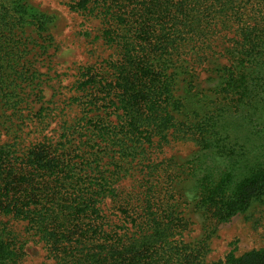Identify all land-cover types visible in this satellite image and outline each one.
Listing matches in <instances>:
<instances>
[{
  "label": "trees",
  "instance_id": "obj_1",
  "mask_svg": "<svg viewBox=\"0 0 264 264\" xmlns=\"http://www.w3.org/2000/svg\"><path fill=\"white\" fill-rule=\"evenodd\" d=\"M11 3L7 12L19 15L3 27L12 35L39 14L24 0ZM72 8L96 11L107 24L103 40L117 59L104 73L86 68L78 88L91 97L92 113L101 111L100 120L115 124L92 117L76 146L97 147L91 178L72 160L74 144L39 145L22 156L5 154L0 145V214L24 221L54 264H208V239H183L186 215L213 224L264 195V0H74ZM221 32L232 34L229 45L219 56L209 54ZM2 45L5 53L19 51ZM16 66L13 61L0 69ZM197 66H203L202 81ZM154 138L199 146L201 158L194 161L200 167L190 168L186 178L177 175V183L192 180L190 196L180 195L181 203L171 192L170 202L156 196L170 164H151L156 179H143L145 187L134 193L143 203L129 200L111 220L101 203L116 197L113 185L127 174L124 165L149 160ZM202 157L215 162L213 171L202 168ZM11 254L9 241L0 237V264H9ZM211 264H264V247L239 255L231 249Z\"/></svg>",
  "mask_w": 264,
  "mask_h": 264
},
{
  "label": "rangeland",
  "instance_id": "obj_2",
  "mask_svg": "<svg viewBox=\"0 0 264 264\" xmlns=\"http://www.w3.org/2000/svg\"><path fill=\"white\" fill-rule=\"evenodd\" d=\"M10 1L0 0V49L4 47L3 43H12L19 51L13 54L0 51V56L4 58L0 64L10 65L16 61L17 65L5 72L0 69V145L5 146V154L15 151V156H22L39 145L54 149L61 144H68L69 148L74 144L73 149H76L78 142L85 140L88 123L94 120L99 124L112 121L100 120L97 114L101 116V111L92 113V106L89 105L91 97L87 96V91L78 88L79 83L86 80L83 76L86 68L92 67L93 74L104 73L107 64L117 59L115 48L103 40L102 31L108 28L107 24L96 11L74 10V0H24L28 8L39 16L31 20V25L21 24V31L15 29L11 35L3 26L5 21H9V16L16 18L19 14L7 12L8 6L14 8ZM222 33L212 38L209 54L219 56L229 45L226 40L232 34L222 37ZM194 73L202 81L203 66L194 68ZM11 80L14 81L10 85ZM98 106L102 109V103ZM153 141L145 154L149 160L139 162L134 156L123 162L136 159L130 165H124L127 174L113 185L116 197L106 198L101 203V209L111 220H116L115 216L120 215L117 208L121 211L120 206L129 200L134 206L143 203L142 197L136 198L134 193L145 187L143 179H156L157 175L148 169L151 164H170V168L161 172L160 180L164 184L158 186L160 192L156 196L164 202L171 201L168 192L174 195L175 202L180 195L190 196L188 190L193 186L192 180L177 183V175L180 179L187 177L190 168L195 166L194 159L201 158L199 146L191 140L162 143L154 138ZM91 145L84 143L82 151L76 149L70 155L73 161L80 164V173L86 172L90 178L97 171L92 163L97 147ZM106 160L103 158L100 164H106ZM202 160V168L215 169L214 161L205 157ZM108 167L104 165L103 170ZM197 167L200 166L196 164ZM170 178L173 181H169ZM186 218L190 223L183 239L187 242L203 237L208 239L205 253L208 264L221 260L231 249L239 255L264 247V195L249 202L242 211L213 224L206 223L202 216L196 214L186 215ZM0 237L9 241L12 247L11 264H54L44 244L26 230L24 221L0 214Z\"/></svg>",
  "mask_w": 264,
  "mask_h": 264
}]
</instances>
